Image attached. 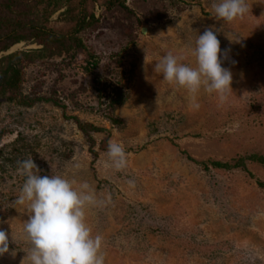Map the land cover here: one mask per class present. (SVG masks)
I'll list each match as a JSON object with an SVG mask.
<instances>
[{"label": "rangeland", "instance_id": "1", "mask_svg": "<svg viewBox=\"0 0 264 264\" xmlns=\"http://www.w3.org/2000/svg\"><path fill=\"white\" fill-rule=\"evenodd\" d=\"M105 1L88 6L96 22L78 35L86 51L24 63L23 95L51 102L0 100V229L16 251L0 264H21L31 247L29 211L13 203L26 179L18 162L29 158L40 175L94 191L86 220L102 236L105 264H264V166H210L264 157V0H246L248 11L231 22L216 18L214 0H121L125 8L112 9ZM65 9L49 27L72 26ZM207 28L229 50L223 67L232 72L233 91L221 101L202 86L196 109L186 89L153 67L169 52L195 67V41ZM41 48L23 42L7 54ZM120 90L126 101L113 110L109 96ZM78 121L100 130L88 136ZM109 141L125 148L122 170L111 167Z\"/></svg>", "mask_w": 264, "mask_h": 264}, {"label": "clouds", "instance_id": "2", "mask_svg": "<svg viewBox=\"0 0 264 264\" xmlns=\"http://www.w3.org/2000/svg\"><path fill=\"white\" fill-rule=\"evenodd\" d=\"M212 7L216 18L226 22L248 11L246 0H214ZM228 51L222 52L217 30L207 28L195 41L192 51L195 67L179 63L169 52L154 65L153 72L162 73L165 81L186 89L190 94V106L198 109L196 96L202 86L207 93L217 94L221 101L233 91L232 72L223 67ZM106 155L115 170L127 166V154L120 142L109 141ZM18 165V173L26 179L13 203L26 206L29 211L24 233L31 245L21 264H105L102 236L94 235L86 220V209L97 203L90 186L84 183L77 188L74 182L62 176L40 175L31 158ZM128 183L131 185L134 181ZM11 239L14 242L12 235ZM9 245V233L0 229V257L16 256Z\"/></svg>", "mask_w": 264, "mask_h": 264}, {"label": "trees", "instance_id": "3", "mask_svg": "<svg viewBox=\"0 0 264 264\" xmlns=\"http://www.w3.org/2000/svg\"><path fill=\"white\" fill-rule=\"evenodd\" d=\"M97 0H0V100L10 103L16 102L24 107H31L38 102H51L46 98L25 96L22 93L24 63L36 62L44 59L68 57L73 51H86V46L78 36L84 29L96 22L94 14L90 13L88 6ZM108 9L116 6L125 8L121 0H106ZM90 5V6H91ZM66 8L61 16L72 26L69 29L55 30L49 27L51 17L61 9ZM23 42L37 43L39 50L16 52L7 54L14 46ZM96 68L98 63L93 60L89 63ZM98 92L103 93L100 80H97ZM110 106L113 110L122 106L126 98L122 90L116 91L110 97ZM55 105L58 102L53 101ZM111 123H121L118 119L109 117ZM79 130L86 135L99 132V128L78 121ZM187 159L197 163L187 156ZM246 160L258 162L264 166V157L250 156L239 159L235 164L212 162L210 166L215 169L234 170L246 169ZM205 170L210 167L207 163H199ZM264 188V183L259 182Z\"/></svg>", "mask_w": 264, "mask_h": 264}, {"label": "water", "instance_id": "4", "mask_svg": "<svg viewBox=\"0 0 264 264\" xmlns=\"http://www.w3.org/2000/svg\"><path fill=\"white\" fill-rule=\"evenodd\" d=\"M147 32V30L146 29H143V33H146Z\"/></svg>", "mask_w": 264, "mask_h": 264}]
</instances>
